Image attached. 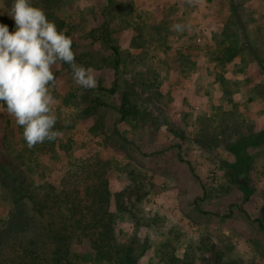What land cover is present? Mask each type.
I'll return each instance as SVG.
<instances>
[{
    "label": "rangeland",
    "instance_id": "374dc122",
    "mask_svg": "<svg viewBox=\"0 0 264 264\" xmlns=\"http://www.w3.org/2000/svg\"><path fill=\"white\" fill-rule=\"evenodd\" d=\"M11 3L0 0L10 32ZM33 3L71 38L97 86L115 78L105 19L121 66L111 95L82 89L67 64H56L50 92L61 134L32 148L0 105V139L12 144L27 182L59 188L75 162H106L116 237L141 243L139 264H264V145L249 150L253 161L238 182L229 166L232 143L264 128V0H114L111 10L107 0ZM125 92L139 110L129 120L118 111ZM2 193L0 227L13 207Z\"/></svg>",
    "mask_w": 264,
    "mask_h": 264
},
{
    "label": "trees",
    "instance_id": "16d2710c",
    "mask_svg": "<svg viewBox=\"0 0 264 264\" xmlns=\"http://www.w3.org/2000/svg\"><path fill=\"white\" fill-rule=\"evenodd\" d=\"M107 1L105 10H111L114 0ZM103 24V43L114 58L113 62L109 59L105 62L115 71V78L111 87L100 83L92 91L114 95L120 88V49L114 43L108 20ZM232 48L226 49L230 52L229 59L237 54L231 53ZM235 52L239 53L238 49ZM122 95L123 103L118 109L120 119L129 120L137 116L139 110L132 104L129 93ZM93 102L109 106L99 97L93 98ZM263 145L264 128L232 143L229 149L235 162L229 166L236 182L251 166L253 156L249 150ZM95 163L86 159L72 164L59 188L29 184L18 167L12 144L0 139V188L2 195L13 204L8 221L0 227V264H79L88 258L109 264H139L146 249L143 247L139 252L137 248L141 243L135 246L136 239L126 245L116 237L118 218L111 208L109 165ZM242 188L250 193L245 185ZM120 208L125 209L123 205ZM258 222L263 226L260 220ZM83 244L89 245L88 254L76 250Z\"/></svg>",
    "mask_w": 264,
    "mask_h": 264
},
{
    "label": "clouds",
    "instance_id": "9594fccd",
    "mask_svg": "<svg viewBox=\"0 0 264 264\" xmlns=\"http://www.w3.org/2000/svg\"><path fill=\"white\" fill-rule=\"evenodd\" d=\"M8 15L14 20V30L0 23V105L22 126L23 139L32 148L61 134L55 129L56 99L50 92L54 66L69 65L74 82L82 89H94L98 82L76 62L71 38L33 0H12ZM172 27L183 30L180 24Z\"/></svg>",
    "mask_w": 264,
    "mask_h": 264
}]
</instances>
